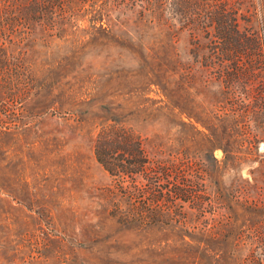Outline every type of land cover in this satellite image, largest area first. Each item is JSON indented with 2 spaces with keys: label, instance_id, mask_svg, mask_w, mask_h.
I'll use <instances>...</instances> for the list:
<instances>
[{
  "label": "rangeland",
  "instance_id": "obj_1",
  "mask_svg": "<svg viewBox=\"0 0 264 264\" xmlns=\"http://www.w3.org/2000/svg\"><path fill=\"white\" fill-rule=\"evenodd\" d=\"M16 1L0 0V264H264V0ZM219 10L247 34L237 60L251 73H206L186 91L172 66L220 58L204 19ZM219 85L226 108H213ZM171 90L199 121L182 168L162 173L188 119L146 108ZM111 118L155 154L152 170L113 175L98 160ZM202 122L228 144L217 170Z\"/></svg>",
  "mask_w": 264,
  "mask_h": 264
},
{
  "label": "trees",
  "instance_id": "obj_2",
  "mask_svg": "<svg viewBox=\"0 0 264 264\" xmlns=\"http://www.w3.org/2000/svg\"><path fill=\"white\" fill-rule=\"evenodd\" d=\"M9 0V3L4 6V9L14 8L16 9L17 1ZM28 0H20L19 8L26 10L28 9L25 5V2ZM18 9V8H17ZM19 9V10H20ZM33 9V10H32ZM36 8H30V12L35 11ZM21 11V10H20ZM204 19H208L214 25L213 36L216 38V47L215 54L219 55V59L217 61L211 62H200L197 61L193 64L180 66L179 63L173 64V69H185L188 73L186 74L185 81L189 82L188 89L186 91L193 90L195 93L199 91L196 89V84L198 81H201V78L208 73V76L211 79H215L216 81L230 84L231 82H237L245 79L246 75L250 72L248 66L246 64H241L237 60V56L241 51L245 52L244 40L248 39L247 34H244L239 27L238 18L231 17L228 14L222 11H216L212 14H208L204 16ZM194 20L192 18H188L186 21ZM185 21V22H186ZM192 36H197L196 32L192 33ZM4 44H0V54L6 55L7 49L3 48ZM244 49V50H243ZM182 78V77H181ZM185 84L181 87L185 89ZM228 87V86H227ZM222 85L218 86V90L216 94H218L215 103H213V108H226L224 101L222 98H218L224 94L225 89L227 88ZM168 89V88H167ZM168 91V90H167ZM165 94L168 98V104L166 108H146L148 116H153L155 113L165 110L169 114L173 116H181L183 113L186 115L188 120H181V124L188 129V133L186 132V150L173 152L171 151L165 158L159 159L158 171L162 173L167 172L168 170L177 171L179 168H182L183 165V157L186 153H189L192 145L190 141H192L197 126L194 120H198L195 113H193L192 108H196L195 105H192L190 110H182L181 106L183 102H179L177 98L174 96L172 90L170 92H166ZM234 105V104H233ZM179 107V108H178ZM238 107V105L234 106ZM258 102H254L249 105L242 106L246 111L249 108H257ZM207 108H210L207 107ZM232 109V108H231ZM235 108L234 110H237ZM182 112V114H181ZM220 122L224 121L227 117H229L228 112H225L224 115L216 116ZM115 122L109 124L105 127L100 133L99 138L96 143V155L98 160L105 166V168L113 175L119 174L121 172L126 174H142L145 173L148 169L152 170V155L155 156L154 153L149 152V150L143 145V141L140 138V135H137L133 128L128 127L124 124L123 120L118 118L112 119ZM236 123L240 122L238 117L234 118ZM203 123V126L209 130V133H206L205 136H208V142L205 143V156L208 159L210 165L217 170L219 168V161L215 157V150L222 149L225 154L228 152V144L225 143L221 138L218 137V133L216 132V128L210 126V124ZM194 131V132H193ZM200 134H203L202 131H197ZM156 157V156H155ZM180 189V188H178ZM175 191H177L175 189ZM161 196H155L154 200H159Z\"/></svg>",
  "mask_w": 264,
  "mask_h": 264
}]
</instances>
